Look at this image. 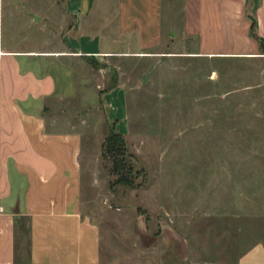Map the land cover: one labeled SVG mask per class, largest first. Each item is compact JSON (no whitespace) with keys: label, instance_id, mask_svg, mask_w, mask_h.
Here are the masks:
<instances>
[{"label":"rangeland","instance_id":"rangeland-1","mask_svg":"<svg viewBox=\"0 0 264 264\" xmlns=\"http://www.w3.org/2000/svg\"><path fill=\"white\" fill-rule=\"evenodd\" d=\"M74 1L8 0L6 37L66 49L83 5L103 44L121 49L77 63L82 92L65 104L83 134V209L101 229L102 263L238 264L264 244V56H195L192 0H162L163 42L126 54L113 42L118 1ZM113 127L132 154L131 186L115 183L104 154ZM29 236L24 218L19 262Z\"/></svg>","mask_w":264,"mask_h":264},{"label":"crops","instance_id":"crops-1","mask_svg":"<svg viewBox=\"0 0 264 264\" xmlns=\"http://www.w3.org/2000/svg\"><path fill=\"white\" fill-rule=\"evenodd\" d=\"M7 1L0 0V264H104L101 229L83 209V134L65 104L82 92L77 63L121 49L103 44L104 32L94 30L83 5L66 29V49L17 44L6 37ZM117 1L113 42L124 41L126 54L163 42L162 0ZM192 1L195 56H264L251 32L255 21L264 39V0ZM24 218L30 248L28 262H19ZM238 264H264V244Z\"/></svg>","mask_w":264,"mask_h":264},{"label":"trees","instance_id":"trees-1","mask_svg":"<svg viewBox=\"0 0 264 264\" xmlns=\"http://www.w3.org/2000/svg\"><path fill=\"white\" fill-rule=\"evenodd\" d=\"M252 35L260 42L264 49V39L256 30V22L253 21L251 28ZM104 154L108 159L115 183L131 186L133 181L134 167L131 163L132 154L127 149L125 138L121 132L113 127L103 143Z\"/></svg>","mask_w":264,"mask_h":264},{"label":"water","instance_id":"water-1","mask_svg":"<svg viewBox=\"0 0 264 264\" xmlns=\"http://www.w3.org/2000/svg\"><path fill=\"white\" fill-rule=\"evenodd\" d=\"M36 17V20H39L40 19V17H38V16H35Z\"/></svg>","mask_w":264,"mask_h":264}]
</instances>
